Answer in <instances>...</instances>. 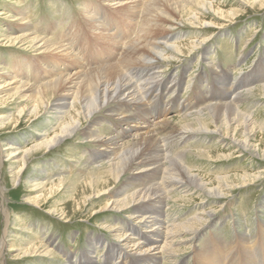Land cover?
<instances>
[{"label": "rangeland", "instance_id": "1", "mask_svg": "<svg viewBox=\"0 0 264 264\" xmlns=\"http://www.w3.org/2000/svg\"><path fill=\"white\" fill-rule=\"evenodd\" d=\"M133 1L138 2V11L141 9L139 14L129 6L131 0H0V73H5L0 75V79L18 76L21 82L40 87L55 81L60 73H89L115 65L127 54L129 46L139 39L149 22L146 21L149 17L144 7L153 0ZM199 1L227 11L228 21H222L224 26H214V23L218 24L217 20L214 13L208 11L200 14L206 21L203 25L181 23L178 15L169 11L168 17L162 19L159 25L169 26L170 29L160 37L153 36L150 39L160 49L146 54L147 67H132L124 73L137 95L132 98L133 102L121 98V101L109 105L107 111L97 114L94 117L97 123L90 131L92 141L81 135L84 133L82 130L80 135L72 136L67 143L51 152H35L18 178L14 175L20 171L22 164L17 162L11 152L19 148L24 151L44 141L42 136L54 130L50 124L61 126V122L55 120L60 114L50 109L48 114L43 112L37 120H30L27 115L19 117L22 105H11L10 94H0V118L8 119L7 127L0 126V243L4 238V230L8 229L5 264H70L59 251L62 248L64 252L79 255L92 251L96 258L94 260L102 262L110 247L122 246V234L126 235H122L123 238L131 234L135 242H141L134 232L128 231L126 234L128 225L138 224L140 233L149 231V227L150 230L155 229L154 223L157 222L152 219L146 225L145 221H136L134 210L122 213L107 211L94 215L106 204L108 196L93 200L94 206L78 209V200L81 202L83 197L80 194L82 187L78 194H72L73 198L68 197L64 187L49 201L52 207L67 208L69 218L62 217L61 213H53L46 203L37 205L31 201L39 193L31 188L35 184L60 178L83 181L94 168L107 166L117 158L116 155L104 159V147L94 141L96 138H112L118 143L133 141L135 137L123 140L126 129L133 132L134 128L137 135L144 134L148 132L146 126L149 124L152 129L157 128L163 125L164 120L189 118L218 104L235 103L238 111L253 122L264 123V95L260 91L264 86V5L254 4L252 0ZM231 11L236 13H233L234 17ZM21 12L25 14L35 36L62 46L64 50L46 57L25 51L19 46H5L2 39L9 32L20 33L19 23L8 17ZM174 21L176 23L172 24ZM191 43L201 45L191 51L188 47L184 54L174 53L171 49ZM166 48L171 50L166 51ZM157 51L159 54H156ZM142 55L139 53L138 56ZM24 63L31 64V68H22ZM49 70H53L51 75ZM163 88L167 92L162 97L159 90ZM126 101L128 103H124ZM105 104L100 103L104 109ZM146 119L150 120L149 124L143 123ZM160 133L158 139L161 146H167L163 154L178 160L186 158L185 165L207 183L233 175L262 174L257 182L239 187L223 198H207L191 186H170L174 189L172 196L166 200V207L162 208V214L168 216L167 229L204 215L207 220L195 236H184L183 242L178 238L180 241L177 240L178 243L172 249L176 254L173 251L174 255L166 252L170 256L164 255L160 264H201L198 254L206 253L208 249V260L212 257L210 252L218 253L219 258L211 259L215 262L212 264H247V254L253 258L251 264L264 258V158L240 148L230 138L217 133H170L169 130L162 135ZM255 139L256 144L264 148V133H257ZM200 154H212L214 159L208 160ZM95 155L99 158H94ZM218 156L231 157L227 161H218ZM100 157L103 159L98 160ZM138 171L124 172L123 181L113 185V191L127 188L131 182L135 187L140 182L144 183L145 179H141L140 175H133ZM161 180L159 178L156 182ZM117 224L123 225L118 227ZM91 237L100 239L106 246L91 250ZM50 238L51 246L57 250L54 259L27 257L23 254L24 244L32 242L44 245V242H50ZM241 240L247 243L246 248ZM49 249L52 250V247Z\"/></svg>", "mask_w": 264, "mask_h": 264}, {"label": "bare ground", "instance_id": "2", "mask_svg": "<svg viewBox=\"0 0 264 264\" xmlns=\"http://www.w3.org/2000/svg\"><path fill=\"white\" fill-rule=\"evenodd\" d=\"M252 2L254 4L260 3L262 6L264 5V0H252ZM118 3L120 4V2ZM128 4L132 10H137V13L139 14L141 9L138 11L139 5L137 1L131 0V2ZM144 9L147 16L149 17L148 19L146 18V21L149 22H145L146 25L143 28L142 35L134 44L129 46L127 54L121 59V61L113 66H110L106 69H97L89 73H60L59 77L56 78L55 81H51L40 87H34L33 85L31 86L27 83H23L21 82V80H18V76H14L13 78L8 77L0 79V94H10L9 101L12 102L11 105L14 103H19V105H22L19 110V117L27 115L30 116V120H37V118H39V116L43 112L48 114V111L50 109L59 111L58 113L60 114V116L55 118V120L60 121L61 126L55 127L54 124H50L54 126V130L51 134L49 133V135L45 134L44 136H42L44 141H41V143L36 144L27 150L20 151L21 149L19 148L11 152L14 154V157L17 158V162H20L22 164L20 171L16 175H12L18 178L21 175L23 168L32 159V154L34 155L35 152L41 150L51 152L58 146H61L63 143H67L72 136L77 137L78 135H80L82 130H84V133H82L81 135L85 136L84 138L90 139V141H92L93 136L90 134V131L94 129L95 124L97 123V120H94V117H96L97 114L107 111V107H109V105L121 101V98L128 100V102H131L133 97H137L133 85L129 81L130 79L128 80L124 73L127 69H131L132 67H147L145 66V64L147 63L146 61L148 60L146 54L148 52L155 53L156 49L159 48V45L150 42V39L153 36L162 35L168 32V29H170L169 26L168 28L160 27L159 25L162 19L168 17L167 15L169 14V11H173L175 14H177L179 17L178 20L181 23H189L191 25H203L206 21H204L200 17V14H204V11H208L214 13V17L216 18L218 24L214 23L213 25L219 27L224 26V22L222 21H228L227 14H229L227 13V11L218 9L209 3L201 2L199 0H153L149 5L144 7ZM233 13L235 12H230V14H232L234 17L236 13ZM8 18L11 20L13 18L15 22L19 23L20 33L11 34L9 32V35L2 39V42H4L5 46H19L25 51L36 52L46 57L50 56L51 54L54 55L56 53H61L64 50V47L62 46H57L45 38L35 36L33 30H31L32 27L27 23L25 14L23 12L19 13L16 16H9ZM171 23L174 24L176 23V21ZM11 30L12 32L14 31V29ZM200 45V43H191V45L188 46H175L171 49L174 53L184 54L185 50L188 47H190L189 51H191L192 49H195ZM171 49L166 48V51H169ZM139 53H143V55L139 57ZM156 54H159L158 51ZM159 56H161V54ZM22 68L30 69L31 64L24 63ZM49 71L51 75L53 70ZM3 74L5 73H0V75ZM29 82L30 80L28 81V83ZM33 82L35 81L33 80ZM260 91L264 95V86L260 88ZM159 92L160 96L163 97V93L167 92V90L163 88V90H159ZM204 98L207 97L205 96ZM105 102L107 104H105L106 108L104 109L102 108V105H100V103ZM128 102L126 101L124 103ZM9 105L10 104H8V106ZM219 105L220 104H218L217 106H209L201 112L199 111V113H197L198 115L193 116V114V117L191 116L189 118L186 117L178 120H164L163 125L158 124L159 126H157V128L154 126L155 128L153 129L152 127H150V120L146 119L143 123L149 124L146 126V129L148 131L147 133L137 135V132L135 131L136 129L134 128L132 129V131L134 130L133 132L136 133H133L128 129L125 130L123 140L135 137L133 141L128 140L127 142L118 143V141L112 138H106L105 140H99V138H96V140L94 141H98L99 144L104 147V150L102 151L104 154V159L108 160L109 158L111 159L112 156L116 155L117 158H113L114 160L110 161L111 163H109L107 166H101L97 169L94 168L88 173L83 181H76L74 178H60L51 182H47L46 180H44L45 182L37 183L33 187H31L34 188L33 190L35 192H39L36 193L37 195L33 197L31 201H33L37 205L46 203L50 206L49 209L53 211V213H61L62 217L64 218L70 217L69 213L66 210L67 208L52 207L50 205L51 202L49 201L52 199V197L54 198V195H57V193H59L64 187L66 189L65 193L68 195V197H72L73 193L74 195L78 194L80 192V188L82 187L80 194H82L83 197L81 198V202L80 200H78L79 204L77 205L78 209L80 210H83V208L87 205L94 206L92 203L93 200L95 201L96 199L108 196V201L106 202V204L103 207L101 206L100 211H96L94 215L100 212L103 213L107 211H117L122 213L126 210H134L135 212L133 213L135 215V220H139V223H143V221H145L144 225L150 224L152 222H150L151 219L157 222L156 224L154 223L155 229L152 228L150 230V227H147L149 231H142L141 233L138 228V224L133 223L128 225L126 234L129 233L128 231L134 232L133 234L136 235L138 239L141 240V242H135L136 239L133 240L131 234L127 238H123V234L121 236L119 235L120 239L123 242L122 246L125 249L122 246L116 247V245L110 247V250H108V252L106 253L107 257L102 262H96L94 260L96 258H94V254H92V251H89L87 254L84 253L82 255H79V253H70V251L64 252V250H62L63 248L61 250L58 249L62 253L64 260L68 261V263L70 264H160V262L164 258V255L165 257L166 255H168L166 252L173 251L175 253V251L172 249L173 246L178 243L177 240L180 239L183 242L184 239L182 237L195 236L197 233H199L198 229L202 227L207 220L204 215V217H197L189 220L185 224L175 225L167 229L168 225H166V221L168 219V216L165 217L164 213L162 214V208L166 207V200H168V198L172 196L171 194L174 189L171 187H179V185H184L188 188L191 186L195 187L197 190H200V192L207 198H223L229 196L234 190L238 189L239 187H244L261 179L262 174L236 176L233 175L229 177L219 178L215 181H212L211 183H207L195 173H193L192 169L189 166L185 165L187 164L185 162L186 158H181L178 160L163 154V152L166 150V148L164 149V147L167 146H161L158 135L160 132L164 133L169 130L170 133L190 132L193 134V132H196L205 134H221L224 137L230 138V140H232L240 148H244L250 153L264 158V148H262L261 145H257L255 139V135L257 133H264V123L257 124L253 122L246 115L238 111V105L235 103L221 106ZM6 119L3 117L0 118L1 127H7L8 123H6ZM128 122L129 120H127V123ZM162 133L160 134L162 135ZM258 143L262 144L259 141ZM98 155H95L94 158H99ZM200 156L208 160L214 159V156L212 154H200ZM101 157L98 160H102L103 158L101 159ZM186 157L188 158V155ZM230 157L231 156H218L216 160L227 161L230 159ZM136 170H139L138 173H133V175H140L142 177L141 179H145L144 183L140 182V184H142H138L137 187H135L131 182L128 184L127 188L123 187V189L120 191H113L112 186L115 184L118 185L123 181L122 175L124 172L130 173L131 171ZM159 178H162V180L156 182ZM131 186L134 187L131 188ZM0 196L2 197V195ZM157 218L159 219V221L157 220ZM5 220L7 223L9 222L7 215L5 217ZM163 220L165 222H163ZM122 225L123 224H121V226ZM121 226L118 225V227ZM147 233L149 235H147ZM7 234L8 229H5L4 238L0 243V264H5L6 260V249L8 247ZM49 240L50 242H44V245L32 242L24 244V246L22 247L24 252L23 254L27 257L36 258L38 256L54 259V257L57 255V250L56 248H53V245L51 246L50 244L52 242V238H50ZM242 243L246 248L247 243L245 244L243 241ZM90 245V249L94 250V248H98L100 246L103 247V245L105 247L106 243H101L100 239L91 237ZM50 247H52V250L49 249ZM208 250L206 253L201 252L200 254H198L201 264H212L215 262L211 259L219 258L217 252H210L212 254V257L210 258V260H208ZM257 256L258 255H255V257ZM252 259L253 258L251 254H247L245 256L247 264H251ZM252 264H264V258H260L257 263L252 261Z\"/></svg>", "mask_w": 264, "mask_h": 264}]
</instances>
